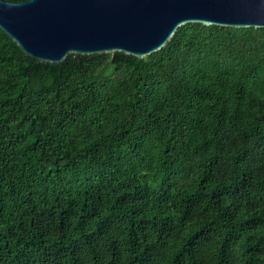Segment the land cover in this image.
I'll list each match as a JSON object with an SVG mask.
<instances>
[{
  "label": "trees",
  "instance_id": "16d2710c",
  "mask_svg": "<svg viewBox=\"0 0 264 264\" xmlns=\"http://www.w3.org/2000/svg\"><path fill=\"white\" fill-rule=\"evenodd\" d=\"M0 264H264V28L61 64L0 29Z\"/></svg>",
  "mask_w": 264,
  "mask_h": 264
},
{
  "label": "water",
  "instance_id": "95a60500",
  "mask_svg": "<svg viewBox=\"0 0 264 264\" xmlns=\"http://www.w3.org/2000/svg\"><path fill=\"white\" fill-rule=\"evenodd\" d=\"M189 23L264 28V0H0V29L29 57L160 51Z\"/></svg>",
  "mask_w": 264,
  "mask_h": 264
}]
</instances>
